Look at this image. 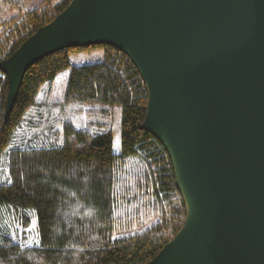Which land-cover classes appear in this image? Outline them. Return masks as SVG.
Returning <instances> with one entry per match:
<instances>
[{"label":"water","instance_id":"water-1","mask_svg":"<svg viewBox=\"0 0 264 264\" xmlns=\"http://www.w3.org/2000/svg\"><path fill=\"white\" fill-rule=\"evenodd\" d=\"M91 46L137 69L185 208L147 264H264V0H72L0 62L5 117L32 65Z\"/></svg>","mask_w":264,"mask_h":264},{"label":"trees","instance_id":"trees-1","mask_svg":"<svg viewBox=\"0 0 264 264\" xmlns=\"http://www.w3.org/2000/svg\"><path fill=\"white\" fill-rule=\"evenodd\" d=\"M33 1L0 0V62L72 0ZM91 48L103 52L98 63L72 67L69 54L87 49L73 48L32 65L8 117L0 72V264H147L184 224L171 161L143 128L147 91L137 69L113 47ZM66 70L63 100L48 106L42 94ZM5 219L23 229L35 221L37 244L20 245Z\"/></svg>","mask_w":264,"mask_h":264},{"label":"rangeland","instance_id":"rangeland-1","mask_svg":"<svg viewBox=\"0 0 264 264\" xmlns=\"http://www.w3.org/2000/svg\"><path fill=\"white\" fill-rule=\"evenodd\" d=\"M42 1L43 0L33 1L31 3V7L32 8L40 7ZM85 48L87 49L69 54V59L72 67L95 64L102 60L103 52L101 49L99 48L88 49V47ZM67 73L69 72L65 71L57 75L54 83L51 85L48 92H45L47 95L42 94V97L40 99L41 101H46L47 102L46 104H48L49 106L54 103H59L63 100L67 79H68V76L66 75ZM113 120H114L113 121V151L115 154H118L120 150L119 109H115L113 114ZM1 169L2 167H0V172ZM9 219H5L4 224L6 225V227H8V232L14 238V240H16L22 246H29V245L34 246L37 244L35 221H33L29 227L23 229L20 224H17V222L11 224V221H9ZM136 232L138 231L133 230L126 234L129 235Z\"/></svg>","mask_w":264,"mask_h":264},{"label":"crops","instance_id":"crops-1","mask_svg":"<svg viewBox=\"0 0 264 264\" xmlns=\"http://www.w3.org/2000/svg\"><path fill=\"white\" fill-rule=\"evenodd\" d=\"M66 71H68L69 72V70H66ZM63 72H65V71H63ZM62 73V72H61ZM67 76H68V73L66 74Z\"/></svg>","mask_w":264,"mask_h":264}]
</instances>
